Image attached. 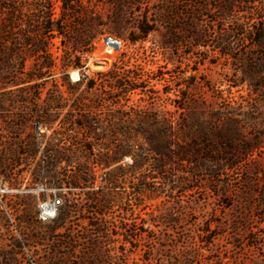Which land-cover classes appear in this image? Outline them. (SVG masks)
<instances>
[{"label":"rangeland","instance_id":"obj_1","mask_svg":"<svg viewBox=\"0 0 264 264\" xmlns=\"http://www.w3.org/2000/svg\"><path fill=\"white\" fill-rule=\"evenodd\" d=\"M60 6L56 0L55 19ZM79 8L80 18L48 29L37 21L41 0H0V35L11 26L5 44L21 51L18 79L0 81V162L22 166L18 185L0 175V251L15 253L16 264H264L263 200L254 192L260 186L247 183L260 165L264 185V0H83ZM86 15L96 19L87 32L92 39L77 43ZM150 25L142 35L140 27ZM106 37L121 47L112 49ZM75 59L79 67L67 68ZM112 73L123 87H114ZM83 105L91 128L78 123ZM40 111L48 117H37ZM159 112L183 120L184 135L201 146L207 124L219 137L229 133V120H239L241 144L254 153L215 183L198 173L191 192L171 194L157 179L159 191L143 192L132 170L135 114ZM49 162L122 167L120 198L105 226L88 223L97 214L85 191L74 190L68 194L85 214L50 232L61 200L32 177ZM191 169L183 165L177 174L190 176ZM108 171L97 173L94 190L105 189ZM139 215L145 226H137Z\"/></svg>","mask_w":264,"mask_h":264},{"label":"trees","instance_id":"obj_2","mask_svg":"<svg viewBox=\"0 0 264 264\" xmlns=\"http://www.w3.org/2000/svg\"><path fill=\"white\" fill-rule=\"evenodd\" d=\"M6 1V0H1ZM11 1V0H7ZM44 3L45 12L37 15V21L41 24L49 25L48 29L54 24L58 25V29L62 27L64 23L72 22L80 18L82 15L79 12V5L83 0H58L61 2V14L54 18V3L56 0H41ZM97 3L111 2L115 3L117 0H95ZM79 8V9H78ZM10 17L14 16L16 8L9 6ZM88 16V20L85 24L80 25L78 36L75 41L77 43H84L83 41L89 38L87 32L89 27L96 20L95 16ZM11 30V26H7L1 29L0 35V81L7 79H18L17 74H14L13 70L16 65V57H19L21 52L20 44L15 43L12 47L6 46L5 34ZM154 30V26L150 25L149 29H143L140 27L142 35H147ZM89 39H92L89 38ZM5 40V41H4ZM39 50L43 54H47L43 46H40ZM28 58H25V60ZM50 60V58H49ZM22 61L23 58H22ZM51 61V60H50ZM23 67V64H20ZM79 67L78 60L69 62L67 68ZM45 68V67H44ZM49 71L53 68V62H50L46 66ZM110 78L114 82V87H123L121 84H117L119 78L112 73ZM93 83L89 82V87L92 88ZM131 89L129 91H134ZM81 105V104H80ZM81 109L83 112L80 115L78 123L87 125L91 128L93 125V118L84 114L86 110ZM178 110H183L185 106L183 104H177L174 106ZM59 108V107H58ZM94 108H98L95 104ZM0 107V112L3 111ZM41 112V111H40ZM43 112L39 114V118L44 120L48 116H45ZM138 130L136 135L131 138V148L137 147V158L132 170L137 176V184L145 191L156 192L160 187L155 186V180H161L159 184L167 187L171 191V194L177 189L183 193H188L198 188L197 174L203 173L210 178L206 182L208 184L215 183L217 177L234 173L240 169V163L253 155L254 150L243 143L242 131L240 130L239 120H229L230 131L226 135L216 136L215 127L207 124L204 134L205 145L201 146L198 138L193 134L190 136L184 135V128L186 127L183 120L174 117L172 114L159 112L156 114H149V117L141 114H135ZM188 126V125H187ZM193 124L189 125V129L193 128ZM14 130V128H13ZM10 131V133L13 132ZM189 137V139H188ZM74 144L79 143L73 141ZM18 146L15 145L13 150L10 151L14 156L19 153ZM85 147V145H81ZM21 153H25L22 151ZM64 155V153L62 154ZM240 159V160H239ZM183 165H188L193 171L190 176H179L177 170L183 168ZM150 168L147 171V168ZM260 165H257L252 175L247 177V183L249 185L260 186L259 190H254L261 199L264 207V185L261 186V178L259 176ZM21 165L7 164L0 162V175H4L5 179L11 185H18L21 181V174L19 175V169ZM245 169V168H244ZM109 170L107 172V178L105 180V189L96 191L95 182L96 176L99 171ZM247 172V171H246ZM187 174V173H186ZM123 176L122 167H112L110 164H67L61 165L58 163L49 162L44 165H38L32 171L33 181H44L47 187L54 192V196L60 198L61 204L57 208L56 217L51 221L50 232H53L59 228H65L76 216L85 214L86 209L81 203L73 202L68 192L74 190L85 191L84 201L86 204L92 207L94 213L97 214L95 219H89L88 223L91 226H105L103 220L107 213L116 205L120 196L118 193L119 184ZM220 182V181H219ZM153 185V188H150ZM219 188V185H217ZM223 187V186H221ZM227 196V195H226ZM73 204V205H72ZM86 218H83L85 220ZM137 226H145L147 222H143V218L139 215L137 218ZM166 220L173 224H178L180 221L178 216L169 215ZM41 224V223H39ZM208 232V231H207ZM16 254L13 252L0 251V264H16L14 258ZM65 255V253H60Z\"/></svg>","mask_w":264,"mask_h":264},{"label":"built area","instance_id":"obj_3","mask_svg":"<svg viewBox=\"0 0 264 264\" xmlns=\"http://www.w3.org/2000/svg\"><path fill=\"white\" fill-rule=\"evenodd\" d=\"M105 41L114 50H115V48H120L121 47V43L118 40L114 39V38L106 37ZM77 80H79V76H77Z\"/></svg>","mask_w":264,"mask_h":264},{"label":"water","instance_id":"obj_4","mask_svg":"<svg viewBox=\"0 0 264 264\" xmlns=\"http://www.w3.org/2000/svg\"><path fill=\"white\" fill-rule=\"evenodd\" d=\"M56 204H60V201H59V200H57V201H56Z\"/></svg>","mask_w":264,"mask_h":264}]
</instances>
